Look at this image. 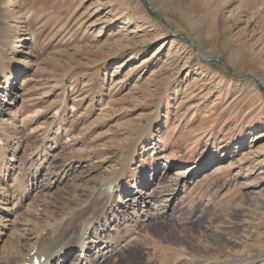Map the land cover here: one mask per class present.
Wrapping results in <instances>:
<instances>
[{
	"label": "rangeland",
	"instance_id": "374dc122",
	"mask_svg": "<svg viewBox=\"0 0 264 264\" xmlns=\"http://www.w3.org/2000/svg\"><path fill=\"white\" fill-rule=\"evenodd\" d=\"M262 90L264 0H0V264H264Z\"/></svg>",
	"mask_w": 264,
	"mask_h": 264
},
{
	"label": "bare ground",
	"instance_id": "6f19581e",
	"mask_svg": "<svg viewBox=\"0 0 264 264\" xmlns=\"http://www.w3.org/2000/svg\"><path fill=\"white\" fill-rule=\"evenodd\" d=\"M200 55L201 54L199 53V56ZM11 92H12V90L10 92H8V93L10 94ZM5 103L10 104V102L9 101L7 102L6 99H5ZM215 169L218 171L219 169H221V167L215 166ZM216 170H214V171H216ZM178 173L179 174H177L176 179H175L176 185H179V183L183 180V177L188 175L187 170H182V171H179ZM153 190H154L153 192L156 191L155 189H153ZM166 190L167 191H172L168 187L166 188ZM137 192H138V194H137V199L136 200L139 201L142 198V194H145V193H144V190L140 189V188H139V190ZM162 192H164V191H162ZM113 193H114V188L112 187V185H110L109 187L104 186V189L101 191L100 197L98 198V200L100 201V205L96 207L97 209L95 208L96 211L93 213V217H91L90 219H94L95 222L97 221V223L101 221L100 219L103 216L104 211L108 207L109 198L112 196ZM154 202H155V199H153L152 197L149 198V201L144 200V207H143L142 213L143 212H147V209L149 210V208H153ZM145 204H146V206H145ZM145 216L148 219L150 218L149 215H145ZM61 223L57 224V225H59L58 228H57V226H53L49 231H47V233H45L46 235H48L47 237L42 234L37 239L36 245H38V246L35 247L36 251L39 250V252H42L43 253V255H42L43 257L45 255H47L46 258L43 261V264H54V262H56V261L59 262L58 264H68V262L70 261L69 259L71 257L70 253H71L72 249L74 248L73 244H75V243L80 246V250L78 252V256L72 262V264H92V261H93L94 257L89 255V251L94 246H96V244L93 241L86 240L84 238L85 235L83 237L82 234H79V231H81V230H79V228H78L79 226L78 227L76 226L77 223H76V225H74L75 223L72 224L70 222L68 224H65V223L61 224ZM89 224H90V221H89ZM92 224H93V229L95 231L94 234L96 233L95 235L97 236L98 235V230H97V228H94V223H92ZM59 230H63V232H62L63 237L61 236L62 237L61 239H57ZM48 237H50V238H48ZM61 241H63V243H60ZM31 249H34V248H31ZM105 249H106L105 246L103 248H101L100 249V253H97V255H99V257L101 255H103L105 257L106 254H107ZM26 259H28V258H26ZM33 259H35V258L29 259L27 261H21V259L20 260L16 259V260H11L8 264H27V263H30ZM64 262H66V263H64Z\"/></svg>",
	"mask_w": 264,
	"mask_h": 264
},
{
	"label": "water",
	"instance_id": "95a60500",
	"mask_svg": "<svg viewBox=\"0 0 264 264\" xmlns=\"http://www.w3.org/2000/svg\"><path fill=\"white\" fill-rule=\"evenodd\" d=\"M146 8H147L149 11H151V12L154 13V9L151 8L150 6L146 5ZM180 38L187 42V39L185 38V36L181 35ZM189 45H190V47L192 48V50L195 52V54H196L197 56H199V52L196 51V49L193 47V45H192V44H189ZM199 57H201V56H199ZM201 60L204 61V62H210V61H211V59H209V58H207V59H206V58H201ZM224 64H225V63H224ZM225 65H227V64H225ZM232 74L235 75L233 72H232ZM254 80H255V82L257 83V86L259 87V83H258L257 79L254 78ZM262 91L264 92V90H262Z\"/></svg>",
	"mask_w": 264,
	"mask_h": 264
}]
</instances>
